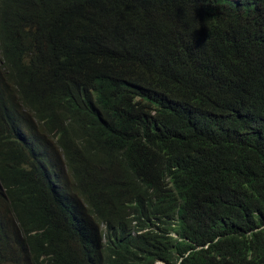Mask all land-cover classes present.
<instances>
[{
	"label": "trees",
	"instance_id": "trees-1",
	"mask_svg": "<svg viewBox=\"0 0 264 264\" xmlns=\"http://www.w3.org/2000/svg\"><path fill=\"white\" fill-rule=\"evenodd\" d=\"M0 264H264V0H0Z\"/></svg>",
	"mask_w": 264,
	"mask_h": 264
}]
</instances>
